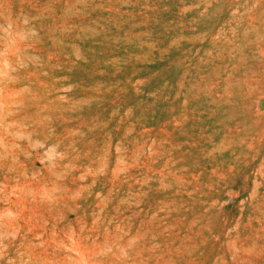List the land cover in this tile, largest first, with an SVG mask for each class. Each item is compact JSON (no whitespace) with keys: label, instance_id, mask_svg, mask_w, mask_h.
Masks as SVG:
<instances>
[{"label":"rangeland","instance_id":"rangeland-1","mask_svg":"<svg viewBox=\"0 0 264 264\" xmlns=\"http://www.w3.org/2000/svg\"><path fill=\"white\" fill-rule=\"evenodd\" d=\"M0 264H264V0H0Z\"/></svg>","mask_w":264,"mask_h":264}]
</instances>
